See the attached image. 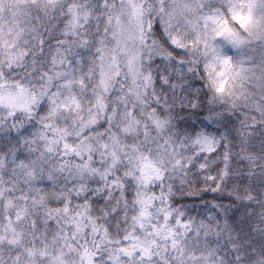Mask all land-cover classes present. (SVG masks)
I'll return each mask as SVG.
<instances>
[{"label":"snow or ice","instance_id":"obj_1","mask_svg":"<svg viewBox=\"0 0 264 264\" xmlns=\"http://www.w3.org/2000/svg\"><path fill=\"white\" fill-rule=\"evenodd\" d=\"M53 13L65 15L62 31L69 39L59 40L54 53L40 61L41 81L56 88L43 87L40 94L49 105L38 135L44 151L38 160H20L21 171L12 169L7 180L0 156V264H226L209 240L223 234L219 222L197 223L176 207L170 181L188 184L191 195L196 168L204 183L199 190L218 193L244 175L245 161L248 175L254 174L257 158L248 145L257 132L264 136V56L257 61L245 49L264 47V0H0V104L30 113L37 103L35 91L19 79L5 92L9 73L3 69L6 64L15 73L13 65L26 67L30 56L32 65L37 63L34 49L43 56L47 45L38 22ZM155 17L171 44L184 50L187 59L178 63H187L194 77L199 73L212 93L210 108L221 102L229 114L249 110L235 129L238 152L228 135L174 129L171 111L164 110L168 97L158 94L144 64L146 50L171 59L155 40L148 43ZM93 21L95 35L85 30ZM74 47L88 51L85 57L75 53V67L69 59ZM160 79L178 86L167 76ZM200 92L189 97L192 108L198 107ZM220 118L231 117L224 112L209 117ZM45 152L59 156L58 167L48 171L50 181L56 172L68 171L81 182L60 191L54 184L51 189L34 184L44 174ZM97 176L101 186L95 191L106 192L108 201L99 215L88 196L76 199L87 192L82 181ZM260 195L240 182L230 193L241 202ZM229 240L241 264L240 246ZM257 264H264V256Z\"/></svg>","mask_w":264,"mask_h":264},{"label":"clouds","instance_id":"obj_2","mask_svg":"<svg viewBox=\"0 0 264 264\" xmlns=\"http://www.w3.org/2000/svg\"><path fill=\"white\" fill-rule=\"evenodd\" d=\"M43 16V13H40ZM65 20V15H57L55 13L44 17L42 21L38 22L39 27L44 35L45 41H47L46 51L42 56L40 54L39 48H35V58L37 63L33 66L31 63L32 57L30 56L25 60L26 67H16L15 73H10V69L5 64L3 71L9 73L3 80L7 81V87L4 89L7 92L9 89L13 88L14 84L19 79L27 88L35 91L38 101L32 105L31 112L26 113L16 108L8 107L7 103L0 104V156H3L6 160V165L4 171L9 173L5 176V179L10 178L11 170L15 169L17 173L21 171L17 167L20 160L25 163H30L32 160H38L41 152L44 151L43 141L38 139V135L41 131H44L42 124L44 121L42 117L47 115L48 110V100L46 97H41V92L43 87H47L50 92H55L56 88L53 84H44L40 79V74L43 71L41 60L49 57L50 53H54V50L58 47L59 40H66L69 37L63 35V21ZM94 21L92 24L88 25L85 29L91 30L92 34L95 35ZM159 25V27H157ZM183 31V29H180ZM78 39V38H77ZM155 40L156 46L164 48L171 53V59H167L161 55L154 53H149L145 51L144 64L146 70H151L153 75V83L157 89V92L161 96H167V109L170 110L173 115V125L175 130L183 132L184 130H192L198 128L209 129L218 135H228L232 140L233 144L236 145L234 152L239 151L238 138H236L235 129L240 128L239 121L243 119L245 112L248 109L238 108L232 113H228L225 110V105L221 102H216L214 106L210 108L209 98L212 93L205 88L204 81L200 77L199 73L194 77L192 73L187 71L188 65H180L178 62L180 59H187L184 50L176 49L171 41L168 39L167 35L164 34L163 25L159 23V17L153 19V25L151 32L148 33V43ZM256 48L255 52L245 49V53L248 56L253 57L255 60L259 61L262 56H264V47L253 45ZM177 52L180 53L177 56ZM73 55L69 57L73 61V67H75V60L77 56L75 53H79L81 57L88 55L86 49L73 48ZM199 59V54H197ZM201 65L203 60H200ZM182 68V74H178L176 68ZM86 71V67L82 68ZM162 76H167L171 83H176L178 86L176 88H171L170 84H165L160 78ZM54 83H60V81H55ZM200 88L198 107L192 108L189 103L190 96H196L195 89ZM255 95L258 97L260 95L259 91H255ZM195 102V100H193ZM164 101L161 100V104ZM230 103V101H229ZM214 112H224L225 117L230 115V119L220 118V119H209ZM258 116V113H252ZM58 123L61 127L67 126L65 120L59 119ZM70 124V121H69ZM102 130V129H101ZM261 131H264L262 129ZM37 140L36 144H30V141ZM30 148L37 149L36 151H30ZM250 152L254 153L257 158V163L252 165L253 175H248V162L245 161L244 165H240L243 176L234 177L232 181L229 182L228 187L222 192H212L216 193V198L211 204L205 205L202 212L198 211V216L201 218L194 217L192 215L193 211L196 210L195 204L188 205L181 203L184 197H199L203 198V192L200 188H196L193 194H189L188 187L185 188L177 180L170 181L173 184V197L172 202L176 207L181 208L188 215L195 218L198 223L200 220L206 222L215 218L219 222L220 228L222 230V235L220 237L210 236L209 240L212 242V246L218 249V256L225 260L226 264H237L235 257L237 255L236 251L233 249L230 243L229 236L232 240H235L240 246L239 255L242 257L241 264H257L258 260L264 256V223L261 220L264 216L261 213L264 209L261 208V203L264 202V173L261 169L264 168V136L257 132L248 145ZM223 151V149H221ZM45 159L41 166L44 167V174L38 175L34 184L39 185L41 188L47 186L49 189L52 188L53 184L55 190L60 191L64 188H73L78 183L81 182L79 177L72 176L68 171L56 172L54 174L53 180L48 179V171L58 167L57 161L59 156L55 153L48 154L44 153ZM12 161H15L13 163ZM238 163V161H237ZM99 181V177H87L82 182L87 185V192L82 193L77 200H83L85 196H88L90 201L91 197L89 193L93 196H102L103 191L96 192L94 185ZM240 182L243 185H248L253 190V195L260 192L261 195L259 199L255 202L249 201H238L235 202L229 200L230 193L233 191V184ZM21 187L27 191V185L23 183V178H21ZM241 194H243L241 188ZM75 196V192H73ZM234 197V196H232ZM179 198V199H177ZM235 198V197H234ZM106 203L108 201L105 199ZM251 203V207L247 205ZM215 209V211H213ZM219 213V215H217ZM205 214L207 215L206 218ZM36 215L43 219L42 211L36 212ZM225 221H227L228 228H224ZM216 228H213V232Z\"/></svg>","mask_w":264,"mask_h":264},{"label":"trees","instance_id":"obj_3","mask_svg":"<svg viewBox=\"0 0 264 264\" xmlns=\"http://www.w3.org/2000/svg\"><path fill=\"white\" fill-rule=\"evenodd\" d=\"M157 27H159V25ZM211 127L212 126L210 125L209 129H211ZM199 129L200 128H198V130ZM209 129H207V131L215 134L214 132L210 131ZM213 168H215V166H213ZM178 182H179V180L177 179V184H178ZM190 182L193 183L194 187H197V188L204 187L203 179L199 175V172L196 168L192 169V173L190 176ZM100 186H101V183L99 181L94 185V187H96V188H98ZM183 187L187 188L188 184L183 185ZM157 191H158V189H157ZM114 194L118 195V193H114ZM216 195H217L216 193H212L211 191H207V192H203V198L202 199L199 197H187L186 196L183 198V201L181 203L188 204V205L195 204L196 210L193 211L192 215L194 217L201 218L198 216V211L202 212L205 205L211 204L214 201V199L216 198ZM89 196L91 197L93 207L96 211V214L99 215L100 214L99 209L105 207V205H106V201H105L106 192H104L102 196H93L91 193H89ZM129 198H130V195H129ZM177 199H179V198H177ZM228 199L235 202L234 197H229ZM213 211H215V209H213ZM207 215H210V214H205L204 218H206ZM217 215H219V213H217Z\"/></svg>","mask_w":264,"mask_h":264}]
</instances>
